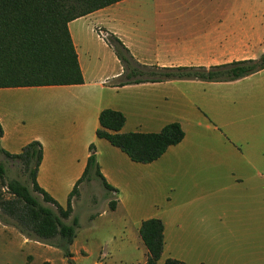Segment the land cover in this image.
<instances>
[{
	"label": "crops",
	"instance_id": "obj_1",
	"mask_svg": "<svg viewBox=\"0 0 264 264\" xmlns=\"http://www.w3.org/2000/svg\"><path fill=\"white\" fill-rule=\"evenodd\" d=\"M68 31L83 83L0 89V148L18 154L40 142L38 186L65 207L94 145L116 190L104 188V208L89 217L106 218L101 257L129 250L141 241V223L159 219L157 264H264V69L230 82L119 86L123 68L105 38L118 37L146 66L256 60L264 53V0H123L69 22ZM104 109L124 115L121 133H158L176 122L184 138L152 163L132 162L96 136Z\"/></svg>",
	"mask_w": 264,
	"mask_h": 264
},
{
	"label": "trees",
	"instance_id": "obj_2",
	"mask_svg": "<svg viewBox=\"0 0 264 264\" xmlns=\"http://www.w3.org/2000/svg\"><path fill=\"white\" fill-rule=\"evenodd\" d=\"M123 0H0V89L18 87L66 86L83 83L78 57L72 43L68 23ZM107 43L114 49L123 73L119 86L146 82L194 80L230 82L264 69V53L256 60L234 61L205 67L162 68L138 63L123 42L107 33ZM125 117L121 112L104 109L99 114L96 136L126 154L132 162L148 164L158 160L169 147L179 144L184 132L179 123H170L158 133H121ZM2 128L0 125V137ZM89 157L82 177L70 192L62 207L38 186L37 173L42 161V145L32 141L20 153L10 154L0 148V154L18 161L28 173L29 183L17 180L5 182V168L0 164V212L27 238L59 249L67 264H74L70 250L79 224L71 217L73 199L79 194L83 181L93 176L102 186L116 192L100 173L95 147H89ZM5 186L10 198L4 197ZM43 202L53 206L44 207ZM114 210L116 201L109 202ZM164 226L159 219L141 223L139 236L147 251L145 264H157L164 249ZM164 264H185L167 258Z\"/></svg>",
	"mask_w": 264,
	"mask_h": 264
},
{
	"label": "rangeland",
	"instance_id": "obj_3",
	"mask_svg": "<svg viewBox=\"0 0 264 264\" xmlns=\"http://www.w3.org/2000/svg\"><path fill=\"white\" fill-rule=\"evenodd\" d=\"M0 164L6 171L5 182L17 180L25 184L29 183L28 173L18 161H12L0 154ZM83 184V195L75 203L72 215L66 221L67 224H71L75 218L79 224L71 249L74 264H104L105 262V264H142L145 260V247L141 241L137 244L132 243L127 251L108 252L107 257H101L103 252L98 250L97 237L106 218L96 216L90 221L89 217L95 211H101L104 208L106 196L109 193L95 176L88 182L83 181ZM7 191L5 186L1 187L4 197L10 198ZM34 195L44 207L53 208L51 204L43 202L40 195L36 193ZM83 247L86 250L82 249ZM0 264H67V262L59 249L39 242L35 238H27L0 212Z\"/></svg>",
	"mask_w": 264,
	"mask_h": 264
},
{
	"label": "built area",
	"instance_id": "obj_4",
	"mask_svg": "<svg viewBox=\"0 0 264 264\" xmlns=\"http://www.w3.org/2000/svg\"><path fill=\"white\" fill-rule=\"evenodd\" d=\"M106 38V37H105Z\"/></svg>",
	"mask_w": 264,
	"mask_h": 264
}]
</instances>
